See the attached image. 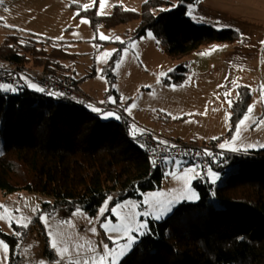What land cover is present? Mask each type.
Wrapping results in <instances>:
<instances>
[{"label": "trees", "instance_id": "1", "mask_svg": "<svg viewBox=\"0 0 264 264\" xmlns=\"http://www.w3.org/2000/svg\"><path fill=\"white\" fill-rule=\"evenodd\" d=\"M199 1L148 0L139 11L114 6L108 15L75 8L93 30L136 20L131 38L151 31L159 48L172 58L206 44L238 41L232 29L198 25L186 16L187 7ZM173 2L177 6L170 8ZM69 50L65 42L11 29L0 41V75L11 65L29 66L67 77L78 89L79 81L73 78L77 55ZM119 55L120 49L103 67L108 93H115L113 69ZM188 72V66L180 64L163 83L181 84ZM16 87L15 93L0 92L1 193L26 191L44 196L47 201L41 211L49 215L77 208L93 214L108 196L111 205L128 199L141 202L146 191L160 188L164 166L149 163L147 134L134 139L125 116L102 120L86 104L35 92L25 82ZM237 96L230 107V132L246 113L251 94L240 86ZM203 144L216 145L217 139ZM207 169L225 175L222 183L214 187L204 177L206 171L198 168L201 175L192 187L199 200L178 204L161 220L149 219L150 234L139 238L121 264H264V149L222 152ZM33 222L39 224L38 216ZM22 236L0 230V238L9 246L8 264H18ZM45 253L53 257L47 248Z\"/></svg>", "mask_w": 264, "mask_h": 264}, {"label": "rangeland", "instance_id": "2", "mask_svg": "<svg viewBox=\"0 0 264 264\" xmlns=\"http://www.w3.org/2000/svg\"><path fill=\"white\" fill-rule=\"evenodd\" d=\"M143 1L145 0H108L104 12L110 14L114 6L139 11ZM91 3L92 0H3L0 3V41L14 29L42 39L67 43L69 51L77 55L73 78L79 81L78 89L91 99V106L103 112L111 111L118 116H125L138 133L142 130V134H147L145 139L156 136L170 142L180 139V142L193 145H203L204 142L217 139L218 150L231 153L264 149L261 147L264 145V125L255 123L264 119V102L260 96L261 86H264V0H200L192 5L194 11L191 16L186 12V16L193 23L217 30L232 29L238 33V41L206 44L192 53L176 58L169 57L159 48L151 31L138 39L131 38L138 25L136 20L110 29L97 30H93L89 23H81V19L87 18L77 15L75 7L84 9L83 5ZM173 5L175 2L170 8ZM89 9L97 12L99 0ZM196 17H203L205 22H198ZM149 33L152 34L151 37ZM101 34L109 39L101 40ZM133 42L134 48L131 46ZM213 47L216 48L215 51L212 50ZM119 49L120 55L113 69L115 82L112 88L115 93H108L109 85L103 67ZM105 52L111 54L106 62L101 59ZM180 64L189 68L185 81L177 85L164 84L163 80ZM24 68L32 69L29 66ZM160 73L165 75L157 83ZM240 86L249 89V105H253L254 110L251 119L234 141L235 128L230 132L229 118L226 120V116H230L227 101L236 98ZM225 93L231 95L225 96ZM109 98L115 103L108 102ZM133 104L136 106L131 112L126 111ZM88 108L90 109L89 105ZM101 119L119 120L114 117ZM221 144H225V148L222 149ZM232 148L237 151H232ZM166 161L164 179L159 189L146 191L141 202L128 199L119 203L132 201L138 204L137 211H144L146 206L142 202L148 194L169 193L183 187L182 181L173 179L166 173L176 172L180 176L184 169L193 167L199 171L197 165H188L179 160ZM219 176L220 179L215 184L211 183L214 187L222 183L225 175ZM194 179L191 180L193 190ZM105 200L93 214L81 210L84 216H72L74 211L63 210L49 215L41 211V204L47 201L44 196L26 191L7 195L0 192V205L8 208L9 214L14 218L12 223L0 221V230L7 235L22 236V232L24 233L18 247V264H40V261L51 264L58 259L50 247V237L44 225L40 220L39 224L33 222L39 215L54 217L55 223L50 221L53 231H56V223L71 220L75 227H65V232L73 234L74 238L82 237L85 241L102 242L111 247L112 242L100 227V222L111 220L115 224L117 220L110 212H106L103 217L98 215ZM111 202L112 200L108 201L109 207H114ZM33 208H38L39 212L33 213ZM17 209L20 211H16ZM2 212L0 209V213ZM85 216L93 220L92 225H89ZM16 217L27 218L30 221L29 227H20L15 222ZM149 219L151 218L138 217L140 221L147 222ZM92 226L97 228L95 235L88 231ZM0 241L4 240L0 238ZM46 248L51 251L52 258L45 253ZM2 260L3 254L0 253V261Z\"/></svg>", "mask_w": 264, "mask_h": 264}, {"label": "snow or ice", "instance_id": "3", "mask_svg": "<svg viewBox=\"0 0 264 264\" xmlns=\"http://www.w3.org/2000/svg\"><path fill=\"white\" fill-rule=\"evenodd\" d=\"M148 0H145L147 3ZM0 3H3V0H0ZM96 4V0H92L91 4L83 5L84 10H88L90 7ZM108 4V0H99V10L97 11V15H107L104 12L105 7ZM177 5H173L176 7ZM129 10V9H125ZM131 11H135V9H130ZM168 9H160V11H166ZM194 8L189 5L187 9V15L191 16ZM78 15V13H77ZM198 22H205L203 17L195 18ZM81 23H89L87 19H81ZM151 33L149 36L151 37ZM101 40L109 39V37L104 36L103 34L99 37ZM119 39V37H117ZM123 43V42H122ZM264 43V42H262ZM133 48L135 44L131 45ZM216 50L215 47L212 49ZM207 54V53H203ZM110 53H103L101 59L104 62L107 61V58L110 57ZM171 71V69H170ZM164 73H160V76L157 77V83L160 82V77L164 76ZM20 80L25 81L27 87L35 92L45 93L50 96H60L62 93L47 91L46 89L37 85L35 82H30L26 76H21ZM235 83V82H233ZM19 91V88L13 86L11 84L3 83L0 84V92H12L15 93ZM231 95L230 93H225V96ZM261 101L264 102V86H261L260 90ZM239 98V95L237 96ZM110 103H115L111 98H109ZM101 103H104L103 101ZM229 107L232 106V101H227ZM136 105L133 104L129 108L126 109L129 113L132 108ZM90 110L94 113H99L102 118L114 117L116 119H120V116L116 115L114 112H103L101 109L93 107L89 105ZM254 106L249 105L246 114L235 126V135L233 136V140L235 141L242 130V128L246 125V123L251 119V114L253 113ZM174 119L176 117H173ZM229 117L226 116V120ZM257 125H264V119L256 121ZM132 136L135 139L138 135L142 134L141 132H137L136 128H132ZM161 144H165L167 142L160 141ZM143 147L144 145H140ZM220 147L225 148V144H221ZM251 147V145L249 146ZM264 147V145H261ZM232 151H237L236 148H232ZM206 155H211V153H205ZM151 163L155 165L156 161L152 160ZM167 163V161H165ZM179 163V162H175ZM166 175L172 176L173 179L179 180L183 182V187L179 190L170 191L169 193H151L148 194L145 200L142 202L144 206H146V210L137 211L138 204L132 201H126L124 203H117L114 207H109L108 201L112 200V197H108L103 206L100 207L98 215L103 217L106 212H110L112 216H114L117 220V223L113 224L111 220H105L104 222H100V227L104 230L105 234L108 235V239L111 240L112 246L110 247L106 243L102 242H94L92 240H83V238H74L73 234L65 232V227L68 229H72L75 225L71 220H64L56 223V231L52 230V223H55L54 217L39 215L38 219L44 225L45 229L48 231V235L50 237V247L56 253L57 260L51 262V264H121L122 259L132 251L133 246L136 245L139 241L140 237L150 234L149 226L146 221L138 220V217H148L154 220H161L180 203L182 202H195L199 200L198 194L191 188V180L199 177L201 172L197 171L196 167L186 168L183 170L182 175L177 176L176 172L166 173ZM206 176L208 182L215 184L219 179V174L215 173L211 169L206 171ZM0 209L3 210L0 213V221H5L8 223L13 222V217L9 214V209L3 205H0ZM16 211H20L17 209ZM33 213L39 212L38 208L32 209ZM72 216H84V213L77 208ZM88 220L89 225L93 224V220L84 217ZM50 221L52 223H50ZM15 222L18 223L20 227L28 228L30 221L25 217H16ZM88 231L95 235L97 233V228L92 226L88 229ZM8 252L9 246L4 241H0V253L3 254V260L0 261V264H8ZM40 264H45L44 261H40Z\"/></svg>", "mask_w": 264, "mask_h": 264}, {"label": "built area", "instance_id": "4", "mask_svg": "<svg viewBox=\"0 0 264 264\" xmlns=\"http://www.w3.org/2000/svg\"><path fill=\"white\" fill-rule=\"evenodd\" d=\"M21 76H26L37 85L45 88L46 92L62 93L58 97H65L86 105H92L91 99L77 89L71 79L46 72L21 68L16 65L9 66L8 72L0 75V84L7 83L13 86H20L23 82V80H20ZM145 141L147 145L146 157L153 167L165 166L166 160H179L183 163L197 165L205 172L210 163L217 160L222 154L216 145H193L172 141L167 142L165 145L161 144V140L156 136L146 137ZM205 153H211V155H206ZM152 160L156 161L155 165L151 163Z\"/></svg>", "mask_w": 264, "mask_h": 264}, {"label": "crops", "instance_id": "5", "mask_svg": "<svg viewBox=\"0 0 264 264\" xmlns=\"http://www.w3.org/2000/svg\"><path fill=\"white\" fill-rule=\"evenodd\" d=\"M29 81H30V82H34V81L30 80V79H29ZM23 82H25V81H23ZM216 147H217V146H216ZM217 149H218V148H217Z\"/></svg>", "mask_w": 264, "mask_h": 264}]
</instances>
